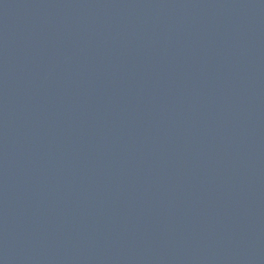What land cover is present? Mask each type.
<instances>
[{
	"label": "water",
	"instance_id": "water-1",
	"mask_svg": "<svg viewBox=\"0 0 264 264\" xmlns=\"http://www.w3.org/2000/svg\"><path fill=\"white\" fill-rule=\"evenodd\" d=\"M0 264H264V0H0Z\"/></svg>",
	"mask_w": 264,
	"mask_h": 264
}]
</instances>
